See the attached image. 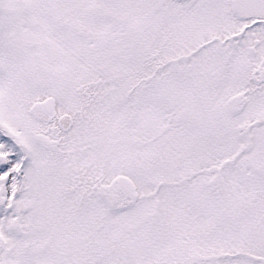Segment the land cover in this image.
Returning <instances> with one entry per match:
<instances>
[{
	"label": "snow or ice",
	"instance_id": "obj_1",
	"mask_svg": "<svg viewBox=\"0 0 264 264\" xmlns=\"http://www.w3.org/2000/svg\"><path fill=\"white\" fill-rule=\"evenodd\" d=\"M0 264H264V0H0Z\"/></svg>",
	"mask_w": 264,
	"mask_h": 264
}]
</instances>
